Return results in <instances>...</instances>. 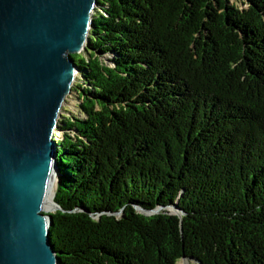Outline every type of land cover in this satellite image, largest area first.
Segmentation results:
<instances>
[{"label":"trees","instance_id":"trees-1","mask_svg":"<svg viewBox=\"0 0 264 264\" xmlns=\"http://www.w3.org/2000/svg\"><path fill=\"white\" fill-rule=\"evenodd\" d=\"M231 1L99 0L86 119L59 125L60 264H264V0Z\"/></svg>","mask_w":264,"mask_h":264},{"label":"water","instance_id":"water-1","mask_svg":"<svg viewBox=\"0 0 264 264\" xmlns=\"http://www.w3.org/2000/svg\"><path fill=\"white\" fill-rule=\"evenodd\" d=\"M98 7L99 0H0V264H60L51 237L53 215L63 211L54 134L63 135L80 73L73 54L85 50ZM52 190L57 208L47 211ZM165 210L137 208L149 217ZM167 210L185 215L177 205Z\"/></svg>","mask_w":264,"mask_h":264},{"label":"rangeland","instance_id":"rangeland-1","mask_svg":"<svg viewBox=\"0 0 264 264\" xmlns=\"http://www.w3.org/2000/svg\"><path fill=\"white\" fill-rule=\"evenodd\" d=\"M231 3L238 5L240 8H247V5L245 4V2L243 0H232ZM108 58L112 60L114 58V56L112 55ZM83 80H84V77H83L82 73L80 72L78 77H77V83L78 82L83 83ZM79 106H80V101L78 100L77 94L70 95L68 100H67V103L64 107L66 111L63 112V117L76 116V117L81 118V119H86V116L82 113ZM72 134L74 136H76L75 132H72ZM64 135H65V133H63V135L60 134L56 137V142L58 145L63 140L62 138ZM58 179H59V176H58ZM188 262H189V264H198L197 262L191 261V260H188ZM179 264H186V263L183 260Z\"/></svg>","mask_w":264,"mask_h":264},{"label":"bare ground","instance_id":"bare-ground-1","mask_svg":"<svg viewBox=\"0 0 264 264\" xmlns=\"http://www.w3.org/2000/svg\"><path fill=\"white\" fill-rule=\"evenodd\" d=\"M58 132V131H57ZM55 134H56V132H55ZM54 134V135H55ZM60 134V133H59ZM57 207H56V205H55V203L53 202V190H52V192L50 193V195H49V198H48V201H47V203H46V206H45V209L47 210V211H53V210H55ZM186 264H189V262H188V260H186V261H184Z\"/></svg>","mask_w":264,"mask_h":264}]
</instances>
